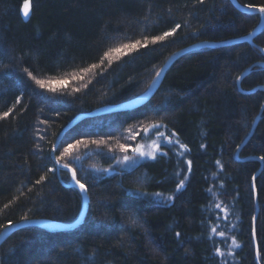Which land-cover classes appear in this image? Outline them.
I'll use <instances>...</instances> for the list:
<instances>
[{"label": "trees", "instance_id": "trees-1", "mask_svg": "<svg viewBox=\"0 0 264 264\" xmlns=\"http://www.w3.org/2000/svg\"><path fill=\"white\" fill-rule=\"evenodd\" d=\"M237 1L264 7V0ZM29 2L25 18L24 0H0V117L13 108L0 118V232L23 219H77L82 197L68 185L69 172H49L69 144L59 163L76 170L88 205L72 229L12 232L0 244V264H264V90L243 92L264 87V66H252L237 85L247 68L264 62V28L252 43L181 55L146 103L78 121L52 156L76 115L139 96L176 50L245 36L261 15L229 0ZM177 24L173 35L151 42ZM55 81L67 83L53 92L47 82ZM153 125L171 146L147 148L162 143L155 134L130 138ZM137 147L152 156L141 157Z\"/></svg>", "mask_w": 264, "mask_h": 264}, {"label": "water", "instance_id": "water-1", "mask_svg": "<svg viewBox=\"0 0 264 264\" xmlns=\"http://www.w3.org/2000/svg\"><path fill=\"white\" fill-rule=\"evenodd\" d=\"M233 6H235L237 9H239L240 11L243 12H247V13H259L261 15V19L259 21V23L257 24V26L247 35L242 36V37H238V38H234L231 40H227V41H222V42H213V41H200L197 43H193L191 45H188L186 47H183L181 49L176 50L175 52H173L165 61L164 63L161 65V67L158 69L157 72L163 71V74L157 78L156 74L153 77L152 81L150 82L149 86L137 97L125 101V102H121V103H117V104H111V105H104V106H100L97 107L91 111L88 112H83L80 113L78 115H76L60 132V134L58 135L57 141L55 143V145H57L60 141V139L62 138L63 134L70 129V127H72L75 123H77L78 121L87 118V117H93L96 115H100V114H104V113H109V112H113V111H120V110H128V109H133L139 105H142L143 103H146L152 96L153 94L156 92V90L158 89L160 82L165 74V72L167 71V69L170 67V65L181 55L197 49V48H201V47H213V46H220V45H227L230 43H235V42H249L252 43L253 38L255 37L256 34H258L263 28H264V12H260V8L261 7H254V6H246V5H242L241 3H239L237 0H229ZM261 51L264 53V50L262 48H260ZM255 65H261L264 66V62H259V63H255L254 65H251L249 68H247L237 79V85L240 89V81L242 79V77L244 75H246L250 68L252 66ZM257 88H261L264 90V87L260 86V87H255L249 91H243L246 93H250L253 92L254 90H256ZM121 105H128V107H122ZM260 112L257 114V116L254 119L253 125L251 127V131L250 134L253 132L256 123L259 119V115ZM247 140V138L241 143L240 147L238 148V151L240 150V148L243 146V144L245 143V141ZM52 156L54 158V154H53V150H52ZM249 158H254V159H258L257 157H247L245 159H249ZM60 164V163H59ZM62 165V164H60ZM59 166L56 163V168H58ZM67 171V170H66ZM70 173V172H69ZM257 173L254 174L253 179H252V186H253V190H254V201H255V205L257 207V196H256V190L254 187V177L256 176ZM71 176V173H70ZM71 182L68 185L69 186H74L76 188H78V186L74 183V181L71 178ZM78 190L80 191L81 197H82V205H81V210L80 213L77 217L76 220H74L71 223H64V222H60L57 220H52V219H47V218H29V219H23L17 222H14L10 225H7L6 227H4L1 232H0V244L14 231L25 227V226H39V227H43V228H47V229H58V230H68V229H72L75 226H77L79 223L82 222L85 212L87 210V205H88V197H87V192H81V190L78 188ZM257 213V208H256V212H255V216ZM255 216L253 219V226H255ZM255 237V234H254ZM256 255H257V250H256Z\"/></svg>", "mask_w": 264, "mask_h": 264}, {"label": "snow or ice", "instance_id": "snow-or-ice-1", "mask_svg": "<svg viewBox=\"0 0 264 264\" xmlns=\"http://www.w3.org/2000/svg\"><path fill=\"white\" fill-rule=\"evenodd\" d=\"M201 2H202V0H201ZM21 11H22V13H23V15H24L25 18H27L29 16V14H30V2H29V0H24V4H23V7H22V10ZM260 12H264V7H261L260 8ZM179 27H180V25L177 24L176 27L173 28L171 31H166L162 35L155 36L152 39L151 42L153 44H155L157 41H164L167 37L173 35V33ZM136 44H139V41H137ZM136 44H133V45H125V47L135 48L136 47ZM105 55L107 56L109 54L108 53H105ZM96 67H98V65L93 64V65H91L90 68H83V69H81V71L84 72V73H87V72L91 71L92 68H96ZM25 71L27 72V75L29 77H31L33 80H35V83L37 85H39L40 88H45L46 87V82L44 80L36 79V77L32 75V72L27 71V69H25ZM162 74H163V71L157 72L156 73V77L159 78ZM79 79H82V77L81 76H78V75H73L72 76V80H79ZM62 83H67V82L66 81L47 82V86H48V88H49L50 91L55 92L56 91V87L54 85L55 84H62ZM76 91H79V89H76ZM16 103L17 104L20 103V98L19 97L17 98ZM121 106L122 107H128V105H121ZM12 114H13V108H9V110L8 111H5L2 114V117H0V118H7V117H9ZM42 123H43V121H42ZM160 127H161L160 125H153L151 131L148 130V129H143L140 132H134V134L130 138L131 139H135L137 135H139L141 138H143V134L144 133H149V138H151V135L152 134H155L156 136H158L160 138V140H161L162 143L161 144H155V142H154V145H153L154 147H157V148L162 147L163 142H166L168 145L171 146L172 143H173L172 140L169 139V138H166L165 133H162L160 131ZM130 131H134V130H130ZM109 135H111V133H109ZM172 135H175V134L174 133L169 134V136H172ZM61 143H64V141H61ZM75 143H76V145H79V144L82 143V141L81 140H77ZM93 143H97V141H93ZM57 147H58L57 145H54L53 146V154L55 153V150H56ZM72 147H74V145L69 144L68 147L64 148L63 152L59 156H56L55 157V161H56V163H57V165L59 167L57 169H49V172H52V171H60V170H67L68 172L71 173V178L74 181V183L78 186V188L81 190V192H84V191L87 190L86 189V185L84 183H82L80 181V179L77 178V172H76V170L74 168H72L70 166V163H65L63 165H60L59 164V162L65 156H67V154L69 153V150ZM180 147L181 148H186V146H184V145H180ZM120 148H121V150H123L125 152L128 151V149L123 144L120 145ZM134 151L137 152L141 157H144L145 155L152 156V153H147L146 154V153L142 152L139 147H137L136 149H134ZM163 154L166 155V153H163ZM107 158L108 159H111V160H115L116 159L115 156H108ZM261 159H264V157H262ZM124 160L125 161H129V157L128 156H125L124 157ZM117 162L119 163V161H117ZM188 163L190 164L191 162L189 161ZM40 179L43 180L44 177L42 176ZM39 182L40 181H37V183H39ZM183 184H184V181L182 179V180H180L179 184L177 185V188L178 189L179 188H182L183 187ZM133 194L134 195H143L142 193H139L138 191L135 192V193H133ZM154 195L160 196L161 194L160 193H155ZM217 207H220V206L217 205ZM133 223H135V221H133ZM213 231H215V229H213ZM177 235H179V233H177ZM220 235L223 236L224 235L223 232H221ZM217 251L219 252V249H217Z\"/></svg>", "mask_w": 264, "mask_h": 264}, {"label": "rangeland", "instance_id": "rangeland-1", "mask_svg": "<svg viewBox=\"0 0 264 264\" xmlns=\"http://www.w3.org/2000/svg\"><path fill=\"white\" fill-rule=\"evenodd\" d=\"M153 143H154V140L149 141V142L146 144V147L149 148ZM181 150H182V149H181ZM69 174H70V173H69ZM70 177H71V176H70ZM70 183H72V182H71V179H70Z\"/></svg>", "mask_w": 264, "mask_h": 264}]
</instances>
